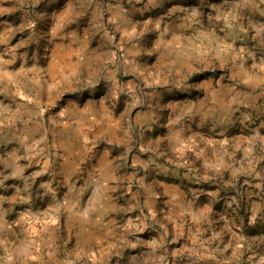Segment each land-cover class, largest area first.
Segmentation results:
<instances>
[{
  "label": "rangeland",
  "instance_id": "374dc122",
  "mask_svg": "<svg viewBox=\"0 0 264 264\" xmlns=\"http://www.w3.org/2000/svg\"><path fill=\"white\" fill-rule=\"evenodd\" d=\"M0 264H264V0H0Z\"/></svg>",
  "mask_w": 264,
  "mask_h": 264
},
{
  "label": "crops",
  "instance_id": "0c3cea01",
  "mask_svg": "<svg viewBox=\"0 0 264 264\" xmlns=\"http://www.w3.org/2000/svg\"><path fill=\"white\" fill-rule=\"evenodd\" d=\"M228 50V48H227ZM232 52V51H231ZM234 52L230 53V58H235L236 56L243 58L244 50H238L233 54Z\"/></svg>",
  "mask_w": 264,
  "mask_h": 264
}]
</instances>
